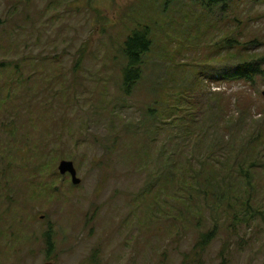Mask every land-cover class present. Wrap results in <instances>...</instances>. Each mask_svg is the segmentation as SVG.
Masks as SVG:
<instances>
[{"label": "rangeland", "instance_id": "1", "mask_svg": "<svg viewBox=\"0 0 264 264\" xmlns=\"http://www.w3.org/2000/svg\"><path fill=\"white\" fill-rule=\"evenodd\" d=\"M145 29L150 51L127 95L124 43ZM250 55L264 56V0L210 13L200 0H0V264H264V136L251 135L264 76L215 75ZM194 84L223 112L200 141ZM168 164L199 165L206 181L191 190L174 168L167 185ZM208 178L231 188L230 211Z\"/></svg>", "mask_w": 264, "mask_h": 264}, {"label": "trees", "instance_id": "2", "mask_svg": "<svg viewBox=\"0 0 264 264\" xmlns=\"http://www.w3.org/2000/svg\"><path fill=\"white\" fill-rule=\"evenodd\" d=\"M238 0H200V7L205 10L207 13L215 12L220 9L224 10L227 7H231L234 4L237 3ZM253 1H259V0H253ZM231 40V39H230ZM228 41V39H227ZM235 42V43H234ZM253 42V41H252ZM250 42V43H252ZM231 43L238 44L235 40H232ZM151 42L149 40V33L148 31L142 30V31H135L133 34L127 38V40L124 43L123 47V57L125 59V66L122 69V88L125 94H130L131 90L137 85V83L140 82L142 76H143V64H144V58L150 51ZM234 46V45H233ZM242 50L246 49L244 46H241ZM231 59H237L236 57L240 58L242 55L240 54H230ZM236 56V57H235ZM229 66V65H228ZM264 56H246L239 59L238 62H231L229 69L225 70H219L216 75V77L219 78V76L222 78V80H227L229 82H242L246 84H254L257 78H261L264 76ZM1 69V67H0ZM214 75V76H215ZM195 92L199 93V97L195 99L193 102L192 95L190 100L192 101V109H189L187 112L189 116V121L192 123L199 124V134L195 135L196 141H200L203 137V135L206 133L212 134L215 133V130H217V126L214 125V122L212 121L213 117H217L219 119H222V109L217 103L218 95L212 93L211 95L207 96L204 94L207 93H200V85L194 84ZM213 97V99H211ZM264 117V116H263ZM263 124L261 129H254L251 131L252 139L257 141L263 138L264 136V118H263ZM238 122L231 123L232 126H228V128H232L236 126ZM240 124V123H238ZM237 124V125H238ZM253 133V134H252ZM234 134V131L233 133ZM217 139V138H213ZM212 139V140H213ZM221 145V141L216 143L213 147H219ZM249 149H252L251 143L247 146ZM256 158V157H255ZM255 158L253 160H255ZM191 164V163H189ZM242 165V164H241ZM239 165V168L237 169L238 172L244 176L239 181L240 188L246 187L247 185L245 182L247 181V174L246 170ZM190 165H181V167H177L176 164H168V170L166 173V184L168 185L171 182L172 171L174 168H179L180 173H185L186 180L188 182L189 189L191 190H199L201 188L200 181L205 180L203 177V173L201 172L200 166L198 165L196 171H194L193 174H191V170L189 169ZM237 167V162H235L234 168ZM186 172H188L186 174ZM215 178V177H214ZM214 178H208V183L210 186H213L211 192H217L216 200L219 204L223 206H227L229 208V211L232 209L229 199L225 198V191L226 193L231 190L230 187H226L225 183L222 180H217ZM206 181V180H205ZM243 183V185H242ZM232 186V184H230ZM244 187H242V186ZM225 186V187H224ZM204 194H208L207 192L203 191ZM209 195H205L204 197H208ZM231 207V208H230ZM244 214L250 215V204L247 202H241L239 206H237ZM218 210V209H217ZM227 211V210H226ZM216 227L212 231L202 233L199 237V240L197 244L195 245V250L202 252L204 251L209 244L216 238ZM45 242L46 245L51 248V231H48L45 234Z\"/></svg>", "mask_w": 264, "mask_h": 264}, {"label": "water", "instance_id": "3", "mask_svg": "<svg viewBox=\"0 0 264 264\" xmlns=\"http://www.w3.org/2000/svg\"><path fill=\"white\" fill-rule=\"evenodd\" d=\"M262 96L264 97V91L262 92ZM58 172L62 176L68 175L74 186H78L81 183L80 179L77 177L76 169L70 161H61L58 165Z\"/></svg>", "mask_w": 264, "mask_h": 264}]
</instances>
